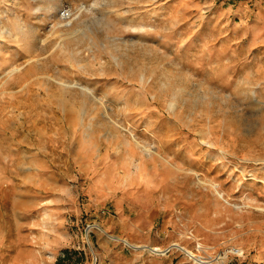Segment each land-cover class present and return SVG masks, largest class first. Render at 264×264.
Returning <instances> with one entry per match:
<instances>
[{
    "label": "rangeland",
    "instance_id": "rangeland-1",
    "mask_svg": "<svg viewBox=\"0 0 264 264\" xmlns=\"http://www.w3.org/2000/svg\"><path fill=\"white\" fill-rule=\"evenodd\" d=\"M0 264H264V0H0Z\"/></svg>",
    "mask_w": 264,
    "mask_h": 264
},
{
    "label": "bare ground",
    "instance_id": "bare-ground-1",
    "mask_svg": "<svg viewBox=\"0 0 264 264\" xmlns=\"http://www.w3.org/2000/svg\"><path fill=\"white\" fill-rule=\"evenodd\" d=\"M97 226L100 229L101 226H99V225H97ZM102 231H104V230H102ZM110 238L114 239V240H119V238L114 237V236H110ZM124 242L130 247H133V248H136V249L139 248L138 246L132 245L128 240H124ZM150 252H152L154 254H158V253L162 254L163 250L160 247H154V248L150 249ZM192 257H193V255H192ZM199 263H201V262L199 261ZM202 263H205V262H202Z\"/></svg>",
    "mask_w": 264,
    "mask_h": 264
},
{
    "label": "built area",
    "instance_id": "built-area-1",
    "mask_svg": "<svg viewBox=\"0 0 264 264\" xmlns=\"http://www.w3.org/2000/svg\"><path fill=\"white\" fill-rule=\"evenodd\" d=\"M64 11H65V12H63L62 15H64L65 17L68 16V15H67V12H68L67 9H65Z\"/></svg>",
    "mask_w": 264,
    "mask_h": 264
}]
</instances>
